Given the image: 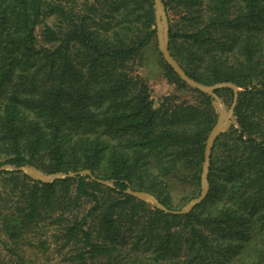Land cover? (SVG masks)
I'll return each instance as SVG.
<instances>
[{"label": "trees", "instance_id": "obj_1", "mask_svg": "<svg viewBox=\"0 0 264 264\" xmlns=\"http://www.w3.org/2000/svg\"><path fill=\"white\" fill-rule=\"evenodd\" d=\"M169 51L203 85L239 89L237 125L212 148L213 98L158 50L153 0H0L1 245L13 264H264V0H162ZM156 50L171 90L144 70ZM230 107L231 89L215 92ZM178 191H182L178 193ZM1 237L4 240H1ZM33 250L31 253L30 251Z\"/></svg>", "mask_w": 264, "mask_h": 264}, {"label": "water", "instance_id": "obj_2", "mask_svg": "<svg viewBox=\"0 0 264 264\" xmlns=\"http://www.w3.org/2000/svg\"><path fill=\"white\" fill-rule=\"evenodd\" d=\"M155 5V19H156V35L158 49L164 59V61L173 69V71L179 76V78L185 82L188 86L197 89L205 94L211 96L214 100L213 106L218 115V120L214 128L211 130L205 150V162L203 164V173L201 180V192L198 197L190 200L185 206L180 210H169L164 207L155 196L147 192L133 191L132 189H127L126 194L131 195L141 201L147 202L154 207L164 211L165 213H171L174 215H184L190 213L196 206L200 205L208 196L209 193V183H208V172L210 167V158L212 153V148L215 141L221 135L226 133L231 125H237L236 119L234 117V109L237 104L238 92L241 90L236 85L231 83H218L214 85H203L190 78L177 60L171 55L169 51V17L165 11L162 0H153ZM231 89L234 93V98L232 105L227 107L224 105L223 100L215 93L220 89ZM22 172L34 181H40L42 183L51 184L55 181L65 179L66 177H74L76 175L89 176L92 180L97 181L105 186L113 187L109 181L99 180L95 178L91 171L85 170L77 173L66 174H54L49 175L41 170L32 166H22L15 167L11 165H4L0 167L1 172Z\"/></svg>", "mask_w": 264, "mask_h": 264}, {"label": "rangeland", "instance_id": "obj_3", "mask_svg": "<svg viewBox=\"0 0 264 264\" xmlns=\"http://www.w3.org/2000/svg\"><path fill=\"white\" fill-rule=\"evenodd\" d=\"M142 72L144 75L146 74V77H148L149 79L153 91V98L155 100H158L160 97H162L171 90L170 86L167 85L162 76V63L156 50L151 51V54L149 55L148 64L146 68L142 70ZM224 105L227 106L225 103ZM181 192L182 191H178V193ZM1 240H4V238L1 237ZM32 251L33 250H31L30 253ZM44 256L45 255L42 254L40 251H37L36 255L32 256L31 258L36 259V261H38V264H45ZM50 258L51 261L49 262V264H57V256L55 254H52ZM0 264H13L11 262L9 254H7V251L4 249L3 245H1Z\"/></svg>", "mask_w": 264, "mask_h": 264}]
</instances>
